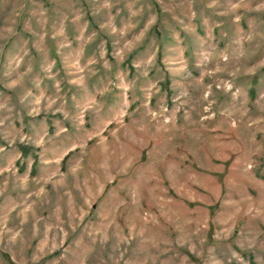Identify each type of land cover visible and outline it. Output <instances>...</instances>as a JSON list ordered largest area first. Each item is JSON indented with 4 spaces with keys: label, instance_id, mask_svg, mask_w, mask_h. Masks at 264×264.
I'll use <instances>...</instances> for the list:
<instances>
[{
    "label": "rangeland",
    "instance_id": "374dc122",
    "mask_svg": "<svg viewBox=\"0 0 264 264\" xmlns=\"http://www.w3.org/2000/svg\"><path fill=\"white\" fill-rule=\"evenodd\" d=\"M0 264H264V0H0Z\"/></svg>",
    "mask_w": 264,
    "mask_h": 264
},
{
    "label": "trees",
    "instance_id": "16d2710c",
    "mask_svg": "<svg viewBox=\"0 0 264 264\" xmlns=\"http://www.w3.org/2000/svg\"><path fill=\"white\" fill-rule=\"evenodd\" d=\"M27 152H28L27 148H23L22 151H21V153H22L24 156L27 155Z\"/></svg>",
    "mask_w": 264,
    "mask_h": 264
}]
</instances>
